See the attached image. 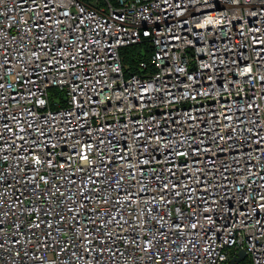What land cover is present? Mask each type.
<instances>
[{"label": "built area", "instance_id": "2783aa9c", "mask_svg": "<svg viewBox=\"0 0 264 264\" xmlns=\"http://www.w3.org/2000/svg\"><path fill=\"white\" fill-rule=\"evenodd\" d=\"M240 250L264 264V0H0V264Z\"/></svg>", "mask_w": 264, "mask_h": 264}, {"label": "trees", "instance_id": "16d2710c", "mask_svg": "<svg viewBox=\"0 0 264 264\" xmlns=\"http://www.w3.org/2000/svg\"><path fill=\"white\" fill-rule=\"evenodd\" d=\"M150 49L148 43L136 44L129 46L124 50L125 61H127L132 67H135L137 61L143 57H146Z\"/></svg>", "mask_w": 264, "mask_h": 264}, {"label": "water", "instance_id": "95a60500", "mask_svg": "<svg viewBox=\"0 0 264 264\" xmlns=\"http://www.w3.org/2000/svg\"><path fill=\"white\" fill-rule=\"evenodd\" d=\"M245 257H246V252L244 250H240L236 256L230 259L229 264H237Z\"/></svg>", "mask_w": 264, "mask_h": 264}, {"label": "rangeland", "instance_id": "374dc122", "mask_svg": "<svg viewBox=\"0 0 264 264\" xmlns=\"http://www.w3.org/2000/svg\"><path fill=\"white\" fill-rule=\"evenodd\" d=\"M55 100L58 101V100H59V96H56V97H55ZM248 260H249V258L246 257V258H245L242 262H240L239 264H248Z\"/></svg>", "mask_w": 264, "mask_h": 264}]
</instances>
